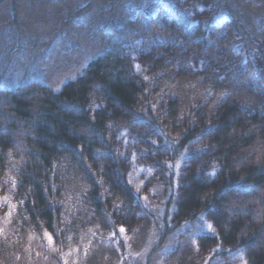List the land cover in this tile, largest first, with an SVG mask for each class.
Wrapping results in <instances>:
<instances>
[{
	"label": "trees",
	"instance_id": "trees-1",
	"mask_svg": "<svg viewBox=\"0 0 264 264\" xmlns=\"http://www.w3.org/2000/svg\"><path fill=\"white\" fill-rule=\"evenodd\" d=\"M23 1L0 0L13 14L15 58L26 44L16 22ZM77 12L55 17L52 40ZM119 15L100 55L58 91L0 73L9 78L0 87V184L16 202L0 261L13 264L26 231L52 236L61 251L93 225L136 238L142 198L183 153L171 225L203 215L212 234L201 248L241 249L247 264H264V88L253 65L222 28L188 30L167 12Z\"/></svg>",
	"mask_w": 264,
	"mask_h": 264
},
{
	"label": "rangeland",
	"instance_id": "rangeland-1",
	"mask_svg": "<svg viewBox=\"0 0 264 264\" xmlns=\"http://www.w3.org/2000/svg\"><path fill=\"white\" fill-rule=\"evenodd\" d=\"M99 1L24 0L16 22L25 28L26 44L17 58L13 56L16 26L9 24L13 14L0 7V73L10 74L14 85L40 80L58 91L66 82L82 75L100 55L108 34L122 25V21H114L116 14L135 20L167 12L188 30L210 25L226 30L230 47L247 56L264 88V0ZM65 9L81 13L70 18L69 30L62 31L63 39L52 40L51 25ZM12 64L14 67L8 68ZM8 80L0 78V87H9ZM181 154L168 161L166 182L156 176L142 198L143 221L136 238L131 239L121 229L105 231L93 225L82 230L77 241L61 251L52 236L26 231L20 237L13 264H247L241 249L226 251L219 245L207 251L201 248L199 238L212 234L203 215L177 228L171 225ZM15 211L14 197L0 184V236Z\"/></svg>",
	"mask_w": 264,
	"mask_h": 264
},
{
	"label": "snow or ice",
	"instance_id": "snow-or-ice-1",
	"mask_svg": "<svg viewBox=\"0 0 264 264\" xmlns=\"http://www.w3.org/2000/svg\"><path fill=\"white\" fill-rule=\"evenodd\" d=\"M121 231H124L123 229H121ZM49 239H51V237H49Z\"/></svg>",
	"mask_w": 264,
	"mask_h": 264
}]
</instances>
